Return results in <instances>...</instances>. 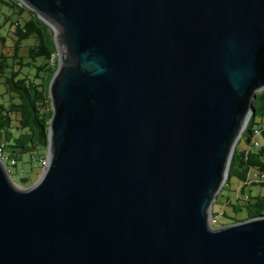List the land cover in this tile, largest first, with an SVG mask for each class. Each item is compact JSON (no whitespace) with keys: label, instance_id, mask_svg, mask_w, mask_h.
I'll use <instances>...</instances> for the list:
<instances>
[{"label":"water","instance_id":"water-1","mask_svg":"<svg viewBox=\"0 0 264 264\" xmlns=\"http://www.w3.org/2000/svg\"><path fill=\"white\" fill-rule=\"evenodd\" d=\"M54 32L48 166L0 159V264H264L211 223L264 90V0H18Z\"/></svg>","mask_w":264,"mask_h":264},{"label":"trees","instance_id":"trees-1","mask_svg":"<svg viewBox=\"0 0 264 264\" xmlns=\"http://www.w3.org/2000/svg\"><path fill=\"white\" fill-rule=\"evenodd\" d=\"M0 2L13 10L11 16L15 15L14 20L7 17L5 22L13 30L10 51H4L10 37L0 33V81L9 95L7 104L0 102V146L17 162L18 171L15 174L19 179L15 181L16 184L28 188L36 182L43 170L40 160L47 158L49 127L53 116L49 85L58 69L57 48L53 30L36 12L18 0ZM25 14L28 18H24ZM4 24L0 25V31ZM26 44L29 45L28 53L24 56L22 51ZM254 106L256 113L251 116L236 146L227 180L216 201L223 196L224 190L232 192L231 180H236L241 185L240 189L235 191V197H225L224 206H230L235 214L245 216L243 219L232 218V222L220 226L264 216V195L254 196L246 192L250 173L253 170L264 172V90L257 94ZM257 117L261 120L258 121ZM255 131L260 132L262 143L258 148L253 142ZM241 142L245 146L242 147ZM27 164L32 165L29 171L25 168ZM21 170L23 174H20Z\"/></svg>","mask_w":264,"mask_h":264},{"label":"rangeland","instance_id":"rangeland-1","mask_svg":"<svg viewBox=\"0 0 264 264\" xmlns=\"http://www.w3.org/2000/svg\"><path fill=\"white\" fill-rule=\"evenodd\" d=\"M13 10H10L8 7L4 6L1 2H0V25H3L6 22L7 17H11L12 20L15 19V15H12ZM24 18H28L27 14L24 15ZM7 23V22H6ZM4 24V27L1 29L0 33L2 34H8V36L10 37V39H8V43L5 45L6 48L4 49V51H10L11 50V46L13 44L11 38L12 36V29L9 28V23L8 24ZM28 44H26V48H24V50L22 51V55L26 56L27 55V48H28ZM0 50H2V48H0ZM57 56V60H58V54ZM9 100V95L6 93V88L5 86L1 83L0 81V102L7 104V101ZM257 120L260 121V117H257ZM241 141V140H240ZM241 146H245L244 142H241ZM28 157L25 158V160L27 161ZM34 165H37L36 163H34ZM31 164H27L25 166L26 170L29 171L31 168ZM43 172V170H42ZM41 172V174H42ZM40 174V176H41ZM40 176L38 177V179L40 178ZM12 179L13 181H18L19 177L16 176L15 171L12 169ZM37 179V180H38ZM36 180V181H37ZM16 183V182H15ZM240 183L237 182L236 180H231V189L232 192H229L228 190H224L222 195L219 197V201L217 203L214 204V207L212 209V213H215L217 215H219L220 220L218 222L217 225H215V227H221L220 224H227L229 222H232L231 219L235 218V219H243L244 218V214H235L232 210V208L230 206H224V204L226 203L225 197L228 195H231L233 197H235V191H238L240 189ZM19 188H22L21 186L18 185ZM246 192L250 193L251 195H264V187L261 185H247L246 186ZM224 213L226 215H224Z\"/></svg>","mask_w":264,"mask_h":264},{"label":"built area","instance_id":"built-area-1","mask_svg":"<svg viewBox=\"0 0 264 264\" xmlns=\"http://www.w3.org/2000/svg\"><path fill=\"white\" fill-rule=\"evenodd\" d=\"M260 132L259 131H255V139H254V146L256 148L260 147L261 146V141L259 139L260 137ZM0 159L4 162V164L6 165L7 169H8V172L11 174L12 176V169L15 171V173H17L18 171V168H17V162L13 159H11L9 157V155L7 153L4 152L3 150V147L0 146ZM40 165L42 167V169L44 170L47 166H48V159H43V160H40ZM24 171L21 170L20 171V174H23ZM247 184L248 185H251V184H260V185H263L264 186V172H258V171H255L253 170L250 175H249V178H248V181H247ZM220 220V217L219 215H212V218H211V223L212 225L215 227V225L218 224Z\"/></svg>","mask_w":264,"mask_h":264}]
</instances>
